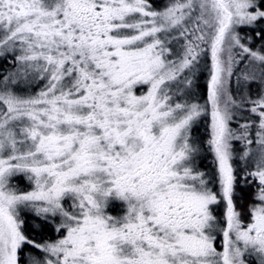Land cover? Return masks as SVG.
<instances>
[{
    "label": "snow or ice",
    "instance_id": "obj_1",
    "mask_svg": "<svg viewBox=\"0 0 264 264\" xmlns=\"http://www.w3.org/2000/svg\"><path fill=\"white\" fill-rule=\"evenodd\" d=\"M260 26L264 0H0V264H264Z\"/></svg>",
    "mask_w": 264,
    "mask_h": 264
},
{
    "label": "rangeland",
    "instance_id": "obj_2",
    "mask_svg": "<svg viewBox=\"0 0 264 264\" xmlns=\"http://www.w3.org/2000/svg\"><path fill=\"white\" fill-rule=\"evenodd\" d=\"M153 2H156V3H153V6L154 7H156L157 9H160V8H162L164 5H166L167 3H169V0H154ZM260 27H264V26H260ZM248 31V29H245L244 30V32H241V35L243 36V35H248V36H253V33H248V34H246V32ZM262 45H264V41H261L260 39H259V37H255V36H253V39H252V41L250 42V44H249V46H251V47H254V49H259V48H261L262 47ZM173 47H175V48H177L178 49V45H176L175 43L173 44ZM3 58H0V61L2 60ZM4 60V59H3ZM202 70V69H201ZM6 71H14V69H13V65H12V63L10 62V60L7 62V70ZM208 79H209V77L207 76V78H206V80H205V82H206V84H207V82H208ZM197 82H196V78L194 79V85H193V87H192V89H191V92H192V94H193V96H194V98L197 100V101H199L200 103H204V102H202V100H201V97H200V92L198 91V88H197ZM41 87H43V82H37L36 84H34L32 87H31V89H30V91H32V92H36V91H38ZM253 91H255V86H254V88H253ZM247 113H246V115L245 116H240L239 114H238V118H239V122L240 123H243L244 122V120L247 118ZM210 122H211V118H210V115L209 116H205V117H203L202 119H201V124H203L204 126H206V125H209L210 126ZM233 127H235V125H232ZM207 128V127H206ZM209 128V127H208ZM196 141V143L199 145L200 144V152H199V154L197 155V157H196V163H197V166L201 169V170H206V169H208V172H212V173H215V171H216V168H215V160H214V156H213V154H212V152L209 150V148H208V146L206 147V145H205V147H202L201 146V142H198L197 140H195ZM235 149H236V151H237V153H240L241 151H242V148H243V145H242V143H239V142H237L235 145ZM253 147H255V146H253ZM236 167L239 169V167H240V165H239V163L237 162L236 163ZM19 186L22 188V189H25V190H28L29 189V184H28V182L27 181H20L19 182ZM250 191H252V189L251 188H248ZM226 209H225V205H224V203H221V205H219L218 206V208H217V215H220V216H222L221 214L225 211ZM120 211H121V209H120ZM119 211V212H120ZM113 214H117V212H113ZM221 219H223V217H220ZM34 222V221H33ZM32 222V223H33ZM50 236V235H49ZM48 236V238H53V236H51V237H49ZM54 238H55V236H54ZM53 238V239H54ZM220 243H222V239H219L218 240V245L220 244Z\"/></svg>",
    "mask_w": 264,
    "mask_h": 264
},
{
    "label": "trees",
    "instance_id": "obj_3",
    "mask_svg": "<svg viewBox=\"0 0 264 264\" xmlns=\"http://www.w3.org/2000/svg\"><path fill=\"white\" fill-rule=\"evenodd\" d=\"M153 3H156V2H153ZM244 30L245 29L241 30V32H244ZM248 33H253V31L251 29H248L246 34H248ZM7 62L8 61H5L3 59L0 61V73L6 72ZM207 76H208V72L206 70L202 69L196 73V77H195L196 82H197L196 86L198 88V91L200 92V97H201L202 102L207 100V84L205 82ZM238 114L240 116H245L246 112H240ZM193 137L196 140H198V142H201L202 147H205V145L207 147V141H208V139H210V126L209 125L204 126L203 124H201V121H200L193 131ZM251 192L252 191H250L248 188H245L243 190H241L240 188H237L236 194L244 196V199L243 200H237V203L238 204L250 203L252 200ZM33 235L36 236L37 240L41 239V237H48L49 235H50L49 237L53 236V238L55 236L53 231L51 230V228H48V229L41 231V232H38V233H33Z\"/></svg>",
    "mask_w": 264,
    "mask_h": 264
},
{
    "label": "flooded vegetation",
    "instance_id": "obj_4",
    "mask_svg": "<svg viewBox=\"0 0 264 264\" xmlns=\"http://www.w3.org/2000/svg\"><path fill=\"white\" fill-rule=\"evenodd\" d=\"M205 171L208 172V169H206ZM209 173L215 175V173H212V172H209ZM114 211L117 212V214H119V213H120V212H119V211H120V208H119V207H116ZM218 216H220V215H218ZM220 217H223V216H220ZM54 235H55V234H54ZM47 238H48V237H47Z\"/></svg>",
    "mask_w": 264,
    "mask_h": 264
}]
</instances>
